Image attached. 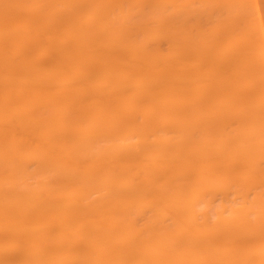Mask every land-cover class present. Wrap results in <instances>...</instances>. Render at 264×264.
<instances>
[{
    "label": "rangeland",
    "instance_id": "rangeland-1",
    "mask_svg": "<svg viewBox=\"0 0 264 264\" xmlns=\"http://www.w3.org/2000/svg\"><path fill=\"white\" fill-rule=\"evenodd\" d=\"M51 1L0 0V23L5 24L9 20L14 23V27L5 28L0 36V173L10 175L14 167L6 155L9 143L15 142L27 149L26 161L22 160L17 166V175L6 180L9 194L3 199L6 202L0 206V264H29L24 258L26 249L44 252L46 259L43 264H52L50 258L57 256L59 264H66L56 240L70 239L73 223L79 225L81 238L69 241L70 254L75 261L89 260L94 256V238L89 223H108L101 215L102 205L111 207L115 216L119 214L120 201L111 197V191L127 188L130 196H133L139 190L140 195L145 194L150 199L152 195L149 196L143 186L148 180H153L149 175H155V195L163 196L177 180L167 175L172 166H179L184 157L191 161L190 170L194 171L198 164V150L191 147L189 140H186L185 148L181 143L172 151L171 142L166 140L163 150L155 149L145 155H139V147H135L133 154L123 150L110 151L104 148L108 144L105 140H98L94 148L79 146L61 153L73 139L57 146L52 141L51 131L46 130L47 133L42 134L35 121L24 123L23 119L30 111L26 106L11 114L8 106L19 105L21 99L33 100L41 105L38 108L41 121H47L49 115L56 111L63 113L70 126L63 137L68 139L76 134L82 136L97 131V124L72 128L89 114L104 115L108 121L115 110L123 115L129 109L135 115L136 109L147 104L152 95L142 88L147 89L144 81L152 77L166 76L161 87L168 90L176 84L175 72L182 73L184 85L189 91L184 99L188 106H197L207 99L208 86L217 94L230 90L233 96L223 101L224 109L214 112L202 109L198 112V119L204 127L205 121L210 123L205 129L210 138L204 144L206 152L202 164L213 172V177L221 168L229 167L225 176L227 181L229 177L244 188L264 192V133L262 143L253 148L258 127L249 130L240 125V121L251 115L260 118L264 110V95L261 92L264 89V0H244L243 5L241 0H98L105 5L119 2L129 10L121 25L100 23L103 6L91 9L87 18L80 19L79 3L51 5ZM158 1L165 6L168 4L166 10H153ZM47 10L51 17L44 18ZM15 29L18 36L12 35ZM143 41L146 44H142ZM240 48H243L245 58H242L243 66L238 68L234 59ZM255 48L257 51L248 56ZM213 64L216 67L209 73L208 80H199V70L205 71V66ZM107 65L119 69L131 84L135 82V86L131 87L130 84L123 87L112 80L102 84V78H98L99 71ZM123 65H129V68H120ZM56 68L63 70L66 84H56L53 75ZM252 103L256 106L253 113L249 110ZM129 105L134 109H130ZM151 107L149 113L154 116L157 110ZM176 107L177 103L167 105L161 119L163 125L175 123ZM154 120L152 117L148 123ZM134 123L137 124V121L134 120ZM114 128L120 130L121 124L115 123ZM244 132L246 138L237 141ZM186 143L190 145L189 148ZM169 153L171 161H165L164 157ZM256 153L259 160L252 162ZM40 161H58L62 164L63 172L47 170L39 164ZM105 162L112 163L105 166L111 169L105 176L106 185L96 187L88 195L77 199L74 211L67 209L79 184L93 188L90 180L74 181V173L79 175L87 169L95 171ZM241 162L248 165L241 168ZM127 170L128 179L123 177ZM183 178L184 174L180 179ZM44 190L50 194L49 206L41 204L27 210L23 208L26 200L43 199ZM221 190H227V187L217 182L211 184L208 194L201 196L197 216L192 223L197 225V222L205 221L208 229L202 235L207 237L213 233L225 240L231 245L229 254L236 243L253 242L252 255H261L264 260V241L261 238L264 223L260 222L264 212L249 214L250 221L259 228L257 232L234 235L230 228L219 224L215 213ZM226 194L235 205L241 202L228 192ZM1 207L5 210H1ZM47 208L49 217L41 216ZM149 219L148 210L134 219L133 231L117 243L130 257L141 252L140 249L136 250V243H141L139 247L143 249H149L162 234L169 233L170 225H166L155 231L157 237L154 241H149L144 231ZM49 221L56 228L50 233L41 234L36 225ZM122 226L124 222L120 220L109 233L115 237L121 236ZM185 226L176 231L177 237L189 231V225ZM174 243L170 251L180 257L183 248L178 245L177 238ZM6 255L10 259L5 258ZM246 263L250 264L249 259ZM261 263L264 264V261Z\"/></svg>",
    "mask_w": 264,
    "mask_h": 264
},
{
    "label": "bare ground",
    "instance_id": "bare-ground-1",
    "mask_svg": "<svg viewBox=\"0 0 264 264\" xmlns=\"http://www.w3.org/2000/svg\"><path fill=\"white\" fill-rule=\"evenodd\" d=\"M81 1L82 0H52L51 5H70L72 3H79L78 11H80L81 14L80 19L87 18L91 9L103 6L104 11L100 18L101 24L112 22L115 25H121L122 21L129 13V10L119 2L105 5L103 1L98 0H83L80 4ZM162 3L163 2L158 1L153 7V10L157 12L166 10L168 4L165 6ZM243 3L244 0H241V5H243ZM237 4H239V1H237ZM45 13L44 18L51 17V13L48 10ZM7 27H14L12 20H9L5 24H3V22L0 23V36L4 34V30ZM12 35L18 36L17 29L12 32ZM142 44H146V42L143 41ZM256 51V48L252 49L248 56H252ZM243 57L245 58V53L243 48H240L237 51L236 59H234L238 68L243 66ZM216 64L219 63L216 62ZM124 65L120 68H129V65ZM215 67L216 65L214 64L207 65L205 66V71L199 70L198 79L201 81H207L209 73L212 72ZM149 70L151 71L152 69L149 68ZM62 73L63 70L58 68L53 72L54 80L58 85H64L67 83ZM165 77L166 76H157L144 81L147 89L142 87L143 90L151 92L152 95L146 101L147 104H143L136 109L135 115H133L131 113L132 111L129 109H126L123 115H119L115 110L112 112V115L109 117L110 120L108 121L104 115L94 116L89 114L76 122L72 128L80 127L82 125L94 126L97 124V131H90L82 136L76 134L75 137H70L68 139H64L63 137L64 132L70 128L69 124L66 123V118L63 113L56 111L49 115L50 117L47 121H41L39 120L41 118L38 109L41 105L32 102L33 100L26 101L25 99H21L19 105L8 106L9 112L13 115L23 106H26V109H30L26 116L27 121L24 118L23 122L29 124L28 121L31 123L35 121L38 123L37 126L42 134H46V130L51 131L52 141L57 146L63 141L69 142L72 138L73 141L70 142L66 148L62 149L60 151L61 153L70 152L79 146L94 148L98 140L108 141V144L104 146V148L113 152L123 150L133 154L135 147H139V155H145L155 149L163 150V143L166 140L171 142L170 151H172V149H177L181 143L185 148L186 140L191 141V147L198 150L196 158L198 164L196 163L197 167L194 171L190 170V167H192L191 161L187 157H184L181 160L179 166H172L169 169L167 175L173 179L177 178V180L173 181L163 196H159L160 194L155 195L156 190L153 182V180H156L157 178L155 175H149L153 180H148L145 186H143L147 190V194L153 196H151L152 199L146 197L145 194L140 195L139 190H137L133 196H130L127 188H122L121 191H111L109 193L111 197L120 201L118 206L119 214L115 216L111 207L108 205H102L101 215L103 216V219L108 220V223H104L105 225L102 222L98 223L92 221L89 223L90 233L94 238V245L92 247L94 256L84 262L75 261L70 254L69 241L81 238L79 225L73 223L70 232V239L59 238L56 240V242H59L58 246H60L63 260L66 264H247V259H249L250 264H262L261 262L264 261L261 255H252L251 250L255 247L253 242L247 241L245 244L236 243L233 252L229 254L231 245L225 240L215 236L213 233H210L207 237L202 235L203 231L208 229L205 221L202 223L197 222V225L192 223L197 216V205L201 196L208 194L207 191L211 184L217 182L227 187V190L220 191L221 193H219L218 204L215 208V213L219 218V224L230 228L234 235L240 233L251 235L259 230L258 226L250 221L249 214L257 211L259 213L264 212V192L251 191V187L244 188L236 181H231L229 177L227 181L225 176H227L226 173L228 172L229 167L221 168L220 172L213 177V172L208 171V169L202 164L206 152L204 144L210 138V135L206 133L205 129L209 127L210 123L205 121L204 124L206 127H204L198 119V112L202 111V109H209L212 112L224 109L225 106L223 105V101L227 97L231 98L233 96L232 91L228 90L217 94L212 92L209 88L210 86H208L206 88L209 90L207 99L197 106H188L184 103V99L189 95V91L184 85L182 73L175 72L174 79L176 80V84L168 90H164L161 87L164 83ZM98 78H102V84H108L110 83V80L115 81L123 87H128L131 84L130 80H127L120 74L119 69L113 68L109 65L103 66L100 69ZM131 85V87L135 86V82H132ZM262 88H264V83ZM261 92L264 95V89ZM169 103H177V119L173 125L165 126L162 124L161 119L164 117L165 109ZM150 107L153 109L156 108L157 110L154 116L149 113ZM255 107L254 103L250 104V112L253 113ZM129 108L134 109L132 105H129ZM5 110L6 108H4L3 111ZM152 117H154L155 120L152 123H148ZM138 118L140 119L139 122ZM134 120L137 121V124L134 123ZM117 122L121 124L120 130L114 128V124ZM110 123H113V125L110 126ZM240 125L243 129L249 130L254 129V127L257 126L259 129L258 137L257 140H254L252 147L256 148L262 143V135L264 133V110L260 118H254L251 115L248 119L240 121ZM246 136L247 134L245 132L241 133L237 138V141H243ZM25 147L26 146H22L15 142H11L7 146L6 155L14 167L10 175L6 176L0 173V206H3L2 203L6 202L3 199L9 194L6 180L9 179L10 176H16L17 166L22 163V160L26 161L27 149H25ZM186 147L189 148L190 145L186 143ZM164 159L165 161H171V154L169 153L166 155ZM258 160L259 154L256 153L251 161L256 162ZM39 164L47 170L63 172L62 164L58 161H40ZM110 164L112 163L105 162L100 165L102 167L95 171L87 169L79 175H75L74 173V181L80 180L84 182L90 180V185L93 188L91 189L88 186L79 184L80 186L76 189L74 199L67 204V209L74 211L77 199L88 195L93 189L103 188L106 185L107 180L105 176L111 169L105 166ZM239 164L241 168L248 165L246 162H241ZM183 174L185 179L183 178V180H181L180 177ZM164 175H162V177ZM123 177L126 179L129 178L128 170L125 171ZM43 192L45 194L43 199L26 200L23 208L27 210L30 207L39 206L41 204L49 206L50 194L46 190ZM227 192L228 194L233 195V197L240 199L241 202L238 205H235L233 200L229 199V196L226 194ZM113 193L117 194L113 195ZM1 208V210H5L3 207ZM148 210L150 211V219L146 221L144 231L148 235L149 241H154L157 237L155 231L166 225H170L169 233L162 234L159 241L149 249H143L142 247H139L142 245L141 243H136V248L138 247L136 250L140 249L141 252L139 255L130 257L123 248L121 249L117 246V243L123 241L128 237L131 231H133L134 219L143 216ZM48 213V208L44 209L41 216H48ZM228 213L233 214L228 215ZM120 220L124 222V226H122V235L115 237L109 233V230L112 227L115 228ZM260 222L264 223V217L260 219ZM185 225H189V231L177 237L176 231L186 227ZM36 226L41 234L50 233L56 228V226L51 224L50 221L45 223L38 222ZM176 238L178 239V245L183 248L180 257H176L177 255H173L172 251H170L175 244L174 239ZM261 238L262 241H264V232L261 233ZM57 257L50 258L52 264H59ZM5 258L10 259L8 255H6ZM24 258L26 261H29V264H43V261L46 259L44 252H33L28 249L24 251Z\"/></svg>",
    "mask_w": 264,
    "mask_h": 264
}]
</instances>
